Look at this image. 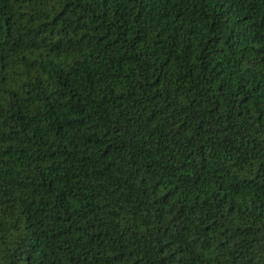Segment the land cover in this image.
<instances>
[{"label":"trees","instance_id":"16d2710c","mask_svg":"<svg viewBox=\"0 0 264 264\" xmlns=\"http://www.w3.org/2000/svg\"><path fill=\"white\" fill-rule=\"evenodd\" d=\"M0 264H264V0H0Z\"/></svg>","mask_w":264,"mask_h":264}]
</instances>
